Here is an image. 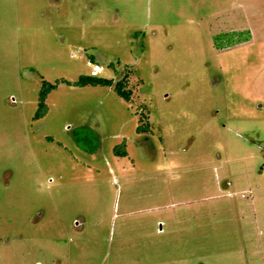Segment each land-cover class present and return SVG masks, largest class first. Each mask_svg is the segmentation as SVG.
<instances>
[{"label": "rangeland", "instance_id": "obj_1", "mask_svg": "<svg viewBox=\"0 0 264 264\" xmlns=\"http://www.w3.org/2000/svg\"><path fill=\"white\" fill-rule=\"evenodd\" d=\"M0 264H264V0H0Z\"/></svg>", "mask_w": 264, "mask_h": 264}, {"label": "trees", "instance_id": "obj_2", "mask_svg": "<svg viewBox=\"0 0 264 264\" xmlns=\"http://www.w3.org/2000/svg\"><path fill=\"white\" fill-rule=\"evenodd\" d=\"M109 67H113V64H111ZM129 69L128 67L125 68L124 73L121 78H119L118 81H115L114 79H106L101 78L98 75H90V76H81L78 81L74 83H70L65 80L57 81L56 84H50L46 81H43L42 87L39 91V98H38V108L34 116V120L41 119L44 117L47 113V106H46V100L48 98V95L56 89L60 84H65L69 86H76V87H106V88H112L113 91L116 93L118 97H120L125 102H130L131 100V91L128 90V79H129ZM145 120V116L142 115L139 117V123L140 125L137 127V133H145L150 132V124H143L142 122ZM114 154L118 157H126V144L123 143L120 146H117L113 150Z\"/></svg>", "mask_w": 264, "mask_h": 264}, {"label": "built area", "instance_id": "obj_3", "mask_svg": "<svg viewBox=\"0 0 264 264\" xmlns=\"http://www.w3.org/2000/svg\"><path fill=\"white\" fill-rule=\"evenodd\" d=\"M97 68H98V67H95V68H94V69H96V70H94V71L92 72L91 75H93V76L97 75V72H96V71H97Z\"/></svg>", "mask_w": 264, "mask_h": 264}]
</instances>
